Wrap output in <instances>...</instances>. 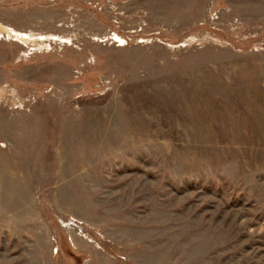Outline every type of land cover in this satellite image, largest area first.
I'll return each instance as SVG.
<instances>
[{
	"label": "rangeland",
	"instance_id": "1",
	"mask_svg": "<svg viewBox=\"0 0 264 264\" xmlns=\"http://www.w3.org/2000/svg\"><path fill=\"white\" fill-rule=\"evenodd\" d=\"M0 264H264V0H0Z\"/></svg>",
	"mask_w": 264,
	"mask_h": 264
}]
</instances>
